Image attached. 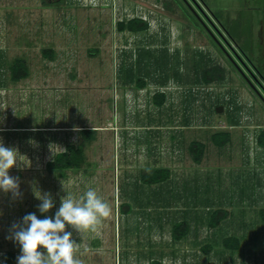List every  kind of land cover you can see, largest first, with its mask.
Instances as JSON below:
<instances>
[{
	"label": "rangeland",
	"instance_id": "374dc122",
	"mask_svg": "<svg viewBox=\"0 0 264 264\" xmlns=\"http://www.w3.org/2000/svg\"><path fill=\"white\" fill-rule=\"evenodd\" d=\"M140 16L145 29L117 26ZM16 57L29 74L12 80ZM214 65L224 77L205 82L201 70ZM258 65L264 70V0H0V142L21 155L9 170L20 195L0 190V264H9L7 251L13 264L21 254L13 224L29 213L54 218L62 197L78 200L89 188L111 214L95 232L66 228L82 264H264ZM156 91L166 94L160 105ZM85 127L95 129L89 140ZM220 130L230 138L217 145L211 134ZM193 139L205 144L199 162ZM69 143L83 148L82 166L49 170ZM156 167L170 176L140 179ZM37 190L52 196L48 213ZM216 208L228 214L211 225ZM178 221L188 232L175 240ZM229 236L237 248L224 245Z\"/></svg>",
	"mask_w": 264,
	"mask_h": 264
},
{
	"label": "clouds",
	"instance_id": "9594fccd",
	"mask_svg": "<svg viewBox=\"0 0 264 264\" xmlns=\"http://www.w3.org/2000/svg\"><path fill=\"white\" fill-rule=\"evenodd\" d=\"M20 156L17 149L5 147L0 142V190L13 196L20 195L19 178L10 176L9 170L21 161ZM34 195L41 201L37 207L42 214L54 207L50 193L37 190ZM110 214V205L92 188L78 200L70 194L62 197L54 218L40 219L35 213L26 214L22 223L12 225L15 231L11 238L19 244L21 253L17 264H82L76 258L79 243L66 228L70 226L78 234L95 232Z\"/></svg>",
	"mask_w": 264,
	"mask_h": 264
},
{
	"label": "trees",
	"instance_id": "16d2710c",
	"mask_svg": "<svg viewBox=\"0 0 264 264\" xmlns=\"http://www.w3.org/2000/svg\"><path fill=\"white\" fill-rule=\"evenodd\" d=\"M119 29H128L131 31H137L145 29L148 26L146 20L142 17H132L126 21L120 20L117 22ZM228 32L234 36L230 29ZM242 48V47H241ZM243 49V48H242ZM42 53L44 56L53 59L55 57L54 50L52 48H43ZM10 77L12 80H19L20 78L26 77L29 74V67L26 59L23 57H16L9 65ZM258 71L264 76V70L259 65L257 66ZM131 76V74H129ZM201 79L205 82H211L214 79L224 77V69L219 65L203 68L201 70ZM138 86H143L145 82L143 80H137ZM153 100L156 104H162L165 101V93L163 91H156L153 94ZM95 129L82 128L80 134L84 139H91L94 135ZM230 138L228 131H215L211 134L212 141L219 145L227 142ZM257 141L264 146V129L258 134ZM188 150L193 159L199 162L204 154L205 144L203 141L193 139L189 145ZM85 160L84 150L81 146L74 143H69L64 150L57 152L50 160L47 161L46 166L49 170H62L68 168H80ZM170 176V169L168 167H156L151 171H144L140 175V179L146 183L160 182L167 179ZM131 210V207L127 201L121 203V211L127 213ZM228 211L224 208L214 209L209 217L211 225H216L221 219L227 216ZM261 219L264 222V207L259 210ZM188 232V226L185 221L175 222L172 226L171 234L175 240L181 239ZM224 245L228 248L235 249L238 247V239L232 236L224 239ZM5 260L9 264H13L16 261V255L14 251H7L5 253Z\"/></svg>",
	"mask_w": 264,
	"mask_h": 264
},
{
	"label": "water",
	"instance_id": "95a60500",
	"mask_svg": "<svg viewBox=\"0 0 264 264\" xmlns=\"http://www.w3.org/2000/svg\"><path fill=\"white\" fill-rule=\"evenodd\" d=\"M216 109H217L218 111H220V110L223 109V106H222V105H219V106L216 107Z\"/></svg>",
	"mask_w": 264,
	"mask_h": 264
},
{
	"label": "flooded vegetation",
	"instance_id": "af4514ba",
	"mask_svg": "<svg viewBox=\"0 0 264 264\" xmlns=\"http://www.w3.org/2000/svg\"><path fill=\"white\" fill-rule=\"evenodd\" d=\"M164 92V91H163ZM165 96H166V94H165Z\"/></svg>",
	"mask_w": 264,
	"mask_h": 264
}]
</instances>
